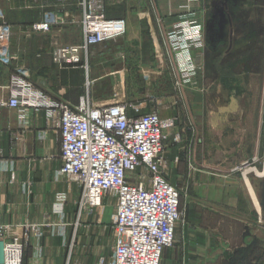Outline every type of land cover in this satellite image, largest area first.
I'll return each instance as SVG.
<instances>
[{"label":"crops","instance_id":"0c3cea01","mask_svg":"<svg viewBox=\"0 0 264 264\" xmlns=\"http://www.w3.org/2000/svg\"><path fill=\"white\" fill-rule=\"evenodd\" d=\"M79 1L0 0V23L11 27L10 51L13 56L12 65L0 69V102L6 101L9 96L5 88L15 67L28 69L37 89L53 100L71 106H76L81 97L99 105L111 101L127 102L124 95L114 99L84 95L88 81L84 68L60 67L53 63L51 53L54 49L83 42L78 23L51 27L48 32L32 31L34 25L42 23L52 12L60 11L79 19ZM196 2L107 0V17L121 18L126 22L125 35L110 46L114 47L113 52L125 54L130 59L111 62L109 69H163V45L167 33L181 20L192 16L189 12L196 10ZM148 51H152L154 61L142 60L143 53ZM119 72L110 73L114 81L122 77ZM201 112L195 115L196 123L201 124L195 132L200 134L201 141L198 142L203 163L214 165L221 161L212 154V150L230 148L241 151L250 147L255 154L258 152V111L251 112L247 128H237L239 131L234 132H229L227 127L230 116H221L218 123V118H213L208 109ZM217 124L221 126L218 128ZM169 132L171 138L164 153L170 171L164 174L167 180L173 181L183 176L179 167L185 165L186 156L180 143L182 137L175 141L173 136H178L177 130L172 128ZM192 134L194 132L189 135L194 138L195 134ZM189 151L190 159L195 164L198 160L196 147ZM237 155L228 159L227 154L219 152V157L225 159L219 164L230 171L224 176L226 185L220 190H215L212 185L207 188L204 193L209 204L207 220L197 217L196 223L188 227L186 234L177 237L173 246L165 250L162 264H243L244 261L253 264L256 261L260 248L264 247V240L257 241L250 237L251 226L247 218L253 212L257 215L264 212V201L260 200V197L264 198V191L260 189V193H257L249 189L247 177L241 182L231 177V171L239 166ZM177 158H180L178 163ZM61 166L58 129L54 123L47 121L45 111L28 110L21 118L18 110L0 107V224L11 227L10 238L20 236L24 225L35 226L40 232L30 235L23 250L22 264H99L100 260L102 264H111L114 202L107 198L103 200L104 207L112 206L107 223L88 222L86 218L91 215L83 214L79 218L77 201L80 189L76 184L69 183L65 176L57 175ZM250 172L258 177L264 176V171L258 173L250 169ZM244 186L248 188L246 191ZM218 200H221V204H217ZM56 203L63 204L62 219L53 212ZM102 211L97 209L94 215H100ZM45 224L56 225V228L64 225L65 239L51 235L50 228L47 229ZM245 235L249 238L248 242H245Z\"/></svg>","mask_w":264,"mask_h":264},{"label":"built area","instance_id":"2783aa9c","mask_svg":"<svg viewBox=\"0 0 264 264\" xmlns=\"http://www.w3.org/2000/svg\"><path fill=\"white\" fill-rule=\"evenodd\" d=\"M106 1L80 0L79 19L52 12L32 27L35 32H48L51 27L80 26L83 42L54 49L55 65L86 69L91 49L125 35V20L107 17ZM192 16L177 23L166 37L185 83L192 80L191 53L202 35ZM11 36V27L0 23V69L12 65ZM5 89L9 96L0 107L18 110L21 118L28 110H43L58 129L62 166L57 175L79 187L78 217L103 210L105 198L114 202L111 264H161L164 251L174 244L181 217L178 191L163 174L164 129L174 124L173 119L164 122L157 112L142 114L124 100L99 105L81 97L76 106L53 100L34 86L29 70L20 67L13 68ZM53 212L62 219L63 204L56 203ZM44 226L51 235L65 239L64 225ZM21 231L10 238L11 227L0 224V264H22L30 235L40 233L32 225H24ZM9 247L15 251L10 253Z\"/></svg>","mask_w":264,"mask_h":264},{"label":"rangeland","instance_id":"374dc122","mask_svg":"<svg viewBox=\"0 0 264 264\" xmlns=\"http://www.w3.org/2000/svg\"><path fill=\"white\" fill-rule=\"evenodd\" d=\"M196 4V10L189 13L201 26L202 35L191 53L194 73L189 83L182 80L167 39L165 45L162 44L165 61L163 69H109L111 62L130 60L125 54L113 52L114 47L110 46L112 42L91 49L87 68H84L88 75L84 95L101 99H114L124 95L127 102L137 106L142 114L157 112L164 122L173 119L174 124L164 129L163 174L170 171L164 153L171 138L170 129L177 130L178 136H173L175 141L179 140V136L182 137L180 143L182 142V152L186 156L185 165L179 167L183 176L173 181L167 180L176 187L179 194L181 217L175 230L174 243L177 237L186 234L192 223H196L197 217L207 220L209 204L204 196L207 188L212 185L215 190H220L226 185L224 176L230 171L226 170L225 165L219 164L222 160L225 161L219 157V152L227 154L228 159L234 158L238 153L236 158L239 166L231 171V177L238 182L247 177L251 187L249 189H254L257 193H260V189L264 191V176L258 177L249 170L255 169L258 173L264 171V0H197ZM151 52L143 53L142 60L154 61ZM92 66L96 69H92ZM113 72L121 73L122 77H117L114 81L110 76ZM135 98L138 99L137 102L132 101ZM204 109H208L213 118L217 117L218 123L221 116H230L227 120L229 132L239 131L241 127L247 128L251 112L258 111V152L255 154L250 147L241 151L237 149L239 152L230 148L212 150V154L221 161L214 165L203 163L198 142L200 134L195 132L201 124L196 123L195 115ZM192 132L195 134H192L194 138L190 137ZM194 146L198 159L195 164L190 159L189 151ZM176 162H180V158ZM244 188L245 191L248 189L246 186ZM261 198L263 202L264 198ZM258 199L257 197V201ZM220 201L217 204H221ZM111 212L112 206L105 205L100 215H94L95 211L84 215H91L86 218L88 222L107 223ZM247 220L251 226L250 237L257 241L264 240V212L259 215L253 212ZM248 241L249 238L245 235V242ZM165 253L166 251L162 255L161 264ZM243 264L249 262L244 261ZM253 264H264L263 246Z\"/></svg>","mask_w":264,"mask_h":264},{"label":"bare ground","instance_id":"6f19581e","mask_svg":"<svg viewBox=\"0 0 264 264\" xmlns=\"http://www.w3.org/2000/svg\"><path fill=\"white\" fill-rule=\"evenodd\" d=\"M250 170V169H249ZM8 251L10 252V253H13L14 251H15V247H9L8 248Z\"/></svg>","mask_w":264,"mask_h":264}]
</instances>
